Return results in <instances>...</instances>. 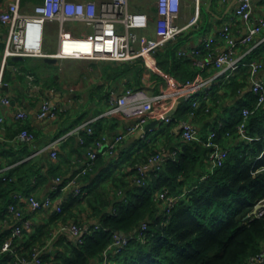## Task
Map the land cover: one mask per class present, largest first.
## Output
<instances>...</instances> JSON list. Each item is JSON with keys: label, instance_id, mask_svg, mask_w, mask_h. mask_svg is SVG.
Wrapping results in <instances>:
<instances>
[{"label": "crops", "instance_id": "1", "mask_svg": "<svg viewBox=\"0 0 264 264\" xmlns=\"http://www.w3.org/2000/svg\"><path fill=\"white\" fill-rule=\"evenodd\" d=\"M10 1L12 0H0V9L6 8ZM40 1L36 0L35 3H32L31 0H21L22 11L27 14L31 13L33 6ZM142 1L129 0L130 9L132 11L147 12L154 18L156 13L155 7L151 11L147 5L144 6ZM30 2L33 5L27 7ZM192 3L193 8L191 6ZM237 3L238 0H201V14L198 26L183 31L177 39L169 43H172V45L180 44L177 54L179 50L188 52V54L180 56H187L193 59L195 66H197L201 73L203 70H207V68L209 69L207 72L212 71V68L216 67L211 62L213 58L208 57L209 51L204 48L203 42L205 38L219 36L222 26L230 19L231 15L228 16L229 12L234 9ZM229 7L230 9L227 12ZM194 12L195 0H182L178 23L180 25L186 24ZM263 14L264 0H253V20L258 19ZM68 27L74 30L76 35L90 31L84 24L78 22H70L68 23ZM58 28V24L55 22L47 24L43 40V47L44 45L46 47L43 50L44 53L53 54L57 51ZM232 32L235 35H241L245 32V23L242 19H238L232 23ZM145 33L153 37L156 36L154 21H151V26ZM6 39L7 26L0 24V41L5 43ZM55 39H57L56 42ZM45 42L46 44H44ZM225 44V41L217 40L212 47V52L218 54L225 48ZM193 49H199L200 52L198 54H191L190 52ZM237 52L245 61L254 54L255 58L262 60L263 67L258 72L257 78L264 79V31L262 34L256 36L252 42L240 45ZM3 55L4 50L0 51V60ZM45 57L33 55L23 56L22 59L10 58L5 70L4 85L2 87L3 93L10 98V103L5 104L0 100V117L2 118L0 120V177L10 173L13 174V172L14 174H21V170L26 167L24 163L30 160L36 163L37 170L32 175L33 187L30 192L15 190L12 192V196L14 197L13 202L19 204L23 211V219L29 222V226H25L23 229V235H27L28 237L34 236L43 230L50 235L47 245L40 248L41 257L43 255L53 257L61 249L59 245L61 239L77 240V237L72 233L70 228L72 223H77L74 220L75 218L67 222L57 219L59 211L56 209L57 205L63 206L64 203H72L71 196L78 195L75 194L77 186L81 189V192L83 190L87 192V187L89 188L95 183H101V186L105 187L107 185L113 190L116 188V184L112 185L115 176L120 179L119 183L121 184L125 182L133 183L137 174L135 169L139 165L135 167V165H130V162L137 156L146 157L152 151L154 153L160 152L163 163L175 157L179 142L184 141L181 138L179 126L181 120H191L202 135L209 134L212 130V124L222 121L221 115L224 116L223 111L230 109L232 105L239 101L240 97L251 90V80H249L246 90L240 92L237 96L230 95L229 93L225 96V92L220 89L219 94L221 97L217 98V95L214 94V87L222 80H227L228 78L222 75L215 79V84L211 88L198 92V95H208L207 100L203 102L206 103V112L210 108L212 109L215 104L218 105L212 114L199 115L200 107L198 109L193 108L188 113L186 109L190 107L191 101L184 97H179L175 99L166 115L159 116L148 122L145 128L151 127L152 130L147 132L141 130L128 136L112 151L105 152L106 145L100 150L97 149L93 140L94 142L87 145V149L89 146H92L99 152L98 158L100 163L97 168L91 171L87 177V173L82 175L75 186L64 187V182L59 185L55 182V178L62 176L64 181L71 179L82 169L84 161L87 158V149L79 142L81 135H87L85 130L86 123L89 122L90 126L94 129V135L91 137L101 139L106 143L124 127L135 122V117L126 116L122 112L110 113L111 97L116 99L127 88H132L130 81L134 82V80L132 74L118 72L117 66L119 65L112 61L104 62V66L99 67L98 73L92 75L90 79L85 80L78 75L82 72H77L75 75L74 71L66 68V66L64 67L62 61L67 62L70 59H73V61L92 60L51 57L57 60L47 61ZM150 59L157 65L156 55L153 58H147L145 62H150ZM59 61H61V71L64 68L73 74L75 78L73 83L66 84L60 72L56 75L53 67ZM145 66L147 67L146 64ZM104 68L107 69V72L104 71ZM150 71L153 70L147 67L145 76L142 77L143 83L138 87L134 83V89L145 90L152 95H157L168 90V87H170L168 80L172 76L160 69L158 75L164 79L163 82L148 81ZM217 72L218 69L212 76ZM29 75L33 76V81H29ZM200 75L205 77L203 74ZM212 76L205 78H211ZM217 87L220 86L218 85ZM101 89L105 92L102 96L100 94ZM215 97L217 100H215ZM181 98L185 100L179 101ZM45 99H49L56 106L58 112L55 117L45 119L38 117L41 103ZM19 111L26 113V118L23 121L17 118ZM167 116H171L172 120L167 122L165 119ZM23 125L36 134L34 142L27 143L20 138L19 134ZM77 130L79 131L76 132ZM87 137L89 138L90 136L87 135ZM53 148L57 151V157H52L51 152ZM20 166L24 168L21 169L19 168ZM154 166V164L151 165L150 170ZM120 192L121 190H118V193ZM30 195L35 196L39 200L51 197L53 204L34 211L27 200ZM75 205L76 203L73 206ZM78 209V207H75V212L80 221L84 223L83 226L98 223L95 220L89 219L87 216L89 212L87 211V214L84 211L89 209L85 206ZM16 223L17 220L11 213L0 211V244L3 237H13ZM5 253L9 252H0V264H15V259L13 258L14 260L10 261L7 258L8 256H4ZM108 255L112 264H115L116 261L113 258L115 254L109 251ZM102 261L93 262L92 264H101Z\"/></svg>", "mask_w": 264, "mask_h": 264}, {"label": "trees", "instance_id": "2", "mask_svg": "<svg viewBox=\"0 0 264 264\" xmlns=\"http://www.w3.org/2000/svg\"><path fill=\"white\" fill-rule=\"evenodd\" d=\"M5 44L0 41V51L5 49ZM179 47L180 44L167 43L158 50L157 67L180 82L193 80L200 74L210 77L217 71L212 68L207 72V68L201 73L193 59L177 54ZM255 57V54L251 55L246 62L258 59ZM115 63L119 65L118 72L133 75L134 82L130 81L133 89L134 83L137 87L143 83L147 68L144 60ZM149 77L148 81L162 83L164 80L153 71ZM248 82L249 70L243 66L227 80L218 83L220 87H214V94L220 98L221 89L225 96L227 93L237 96L246 90ZM256 102L253 91H247L230 109L223 111L222 121L212 124L211 131H216L215 140L229 150L223 165L212 173L208 165L211 149L196 141H181L175 157L164 162L160 170L150 171L145 184L135 183L136 178L133 183L121 184L115 176L112 185L116 184V188L113 190L110 186L95 183L87 187V192L83 190L77 196H71L72 203L63 204L57 219L67 222L75 218L77 224L83 225L75 207L85 206L89 210H83L89 212V219L98 223L89 225L81 241L61 239V249L53 257L43 255L42 264L101 262L114 241V234L120 232L129 237V242L122 253L114 255L115 264H245L250 257L260 253L264 245V215L249 216L256 204L264 199V104L256 108ZM205 104L200 107L199 115L212 114L218 107L215 104L206 112ZM243 107L253 111L246 125V132L253 140L242 139L238 132ZM191 109L190 103L186 110L189 113ZM23 129L28 128L23 125ZM200 135L203 138L208 136L201 132ZM85 138L83 147L86 149L88 144L98 140L87 135ZM154 154L152 151L146 157L137 156L130 165L144 164ZM31 161L24 163L25 168L23 165L19 167L24 168L21 174L13 172L0 177V211L8 212L9 204L14 201L13 191L30 192L32 175L37 170L36 163ZM99 163L98 158L86 177ZM162 190L178 197L170 211L164 209L163 201L156 200L157 193ZM75 203L77 206H73ZM143 222L147 228L140 236ZM136 229L137 233L133 234ZM10 237L2 238L0 249L9 238L18 254L30 258L32 249L47 245L50 235L43 230L34 236ZM4 256L10 261L15 258L10 253Z\"/></svg>", "mask_w": 264, "mask_h": 264}, {"label": "built area", "instance_id": "3", "mask_svg": "<svg viewBox=\"0 0 264 264\" xmlns=\"http://www.w3.org/2000/svg\"><path fill=\"white\" fill-rule=\"evenodd\" d=\"M201 0H195V12L189 21L180 25L181 0H154L155 16L152 18L147 12L132 11L130 9L129 0H41L33 6L32 12L27 14L22 11L21 0H12L6 8L0 9V24L7 26V39L4 49V55L0 60V100L10 103L2 90L4 85V75L8 60L13 56H50L61 59L78 58L90 59L96 61H112L118 63L135 62L136 60L153 58L157 51L167 45L170 41L177 37L185 30L197 27L201 14ZM253 0H238L233 12L219 33L218 37L205 38L203 45L208 49V57L213 58L212 63L218 69V72L211 78H205L198 75L193 80L186 82L176 81L171 77L168 90L152 95L145 90L127 88L118 98L111 97L110 113L122 112L126 116L135 117L134 123L124 127L110 141L106 142L98 139L95 141L97 149L107 146L105 152L112 151L119 143L128 136L138 131L147 132L152 128L146 129L145 126L149 121L164 116L171 109L175 99L184 97L191 101L194 109L203 107L204 100L208 95H198L199 91L211 88L215 84V79L219 76L230 77L238 69L246 66L249 70V80H251V90L257 96L256 108L264 104V79L257 78L258 72L263 67V61L253 59L244 61L238 55V47L243 44L252 42L256 36L264 31V14L258 19L253 20ZM242 19L245 23V32L241 35H235L232 32V23ZM154 21V29L156 36H151L145 31ZM55 22L58 24V47L53 54L43 52V40L45 29L48 23ZM78 22L84 24L90 29L89 32L76 35L74 30L68 27V23ZM217 40L225 41V48L218 54H214L212 47ZM199 49H193L191 54H198ZM179 55L188 54V52L179 50ZM148 68L159 73L160 69L152 62H145ZM29 81H33L32 75L28 76ZM32 87V86H31ZM56 106L49 100L42 101L38 117L45 119L55 117L57 115ZM253 111L248 107H243V119L238 125V132L242 139L253 140L254 138L247 134L246 125L249 115ZM194 115V113H192ZM17 118L22 121L26 118L24 111H19ZM166 121L172 120L171 116H167ZM0 120L2 118L0 117ZM86 134L92 136L94 129L90 123H86ZM181 138L186 142H199L205 147L211 149L209 154L208 165L211 173L218 167L222 166L228 156L229 150L220 146L215 140L216 131H211L206 138L200 135L199 129L191 120H181L179 122ZM77 130L76 132H78ZM20 138L32 143L35 141V133L28 129L21 130ZM79 142L86 144L85 136L81 135ZM97 149L89 146L87 149V158L84 161L82 169L71 179L64 181L62 176L55 178V182L64 187L75 186L79 178L90 171L99 156ZM52 157H57V151L52 149ZM155 165L152 170H160L162 168L163 159L160 152L150 156L146 163L140 164L137 168L136 183L145 184L149 176L151 165ZM58 187V186H57ZM81 189L77 186L75 194H80ZM32 209L39 210L49 207L53 204L51 197L39 200L33 195L27 198ZM156 200L164 202V209L170 211L178 200L177 196L170 195L167 190H162L156 195ZM261 205L256 213L250 214L251 218L261 217L264 215V199L256 205ZM256 207V206H255ZM254 207V208H255ZM56 209L60 212L61 205H57ZM8 212L17 220L14 227L13 237H22L24 227L29 226V222L23 219V211L19 204L13 202L8 206ZM96 228L99 226L96 225ZM72 233L77 237L78 241L82 240V236L89 230V226L72 223ZM147 228L146 222H143L139 230L140 236L143 235ZM12 239L6 241L0 252H9L14 256L15 264L31 263L42 264L41 249L34 247L30 258L17 253L16 248L12 246ZM129 242V237L114 234V241L109 249L105 252L104 259L101 264H112L108 255L109 251L113 254L122 253ZM264 263V245L260 253L250 257L245 264Z\"/></svg>", "mask_w": 264, "mask_h": 264}, {"label": "rangeland", "instance_id": "4", "mask_svg": "<svg viewBox=\"0 0 264 264\" xmlns=\"http://www.w3.org/2000/svg\"><path fill=\"white\" fill-rule=\"evenodd\" d=\"M32 3H35L36 0H31ZM30 2V4L27 5V7H31L33 4ZM137 2V1H136ZM144 3V6L147 5L151 11L154 10V0H143L142 1ZM194 3V2H193ZM193 3L191 4L192 8H193ZM181 5H182V0H181ZM233 12V9L229 12L230 16ZM57 34V31H56ZM57 39H55L56 42ZM47 41V40H46ZM46 44V42L44 43ZM46 49L45 45L43 47V50ZM104 62H109V61H82V60H75L73 61V59H70L67 62H63L64 67L66 66V68H69L70 70L74 71L75 75L77 74V72H82L80 74H78L79 76H81L83 79L88 80L90 79V77L96 73L99 72L98 69H100L99 67H101L102 65L104 66ZM61 68V61H59L58 63H56L53 67L56 75H58V72H60L61 76L63 77V79L65 80L66 84H70L73 83V81H75V78L73 76V74L69 71H66L64 68L62 69V71L60 70ZM104 71L107 72V69L104 68ZM77 79V78H76ZM104 80V79H103ZM77 85V83H75ZM104 91L101 89V96L104 95Z\"/></svg>", "mask_w": 264, "mask_h": 264}, {"label": "water", "instance_id": "5", "mask_svg": "<svg viewBox=\"0 0 264 264\" xmlns=\"http://www.w3.org/2000/svg\"><path fill=\"white\" fill-rule=\"evenodd\" d=\"M234 1H235V0H234ZM230 7H231V6H230ZM230 7L227 9V12H228V10L230 9ZM13 58H14V59H22L23 56H21V55H17V56H13ZM45 59H46L47 61H56V60H57L56 58H51V57H49V56H46ZM184 100H185L184 98L179 99V101H184ZM259 207H261L260 204H259V205H256V207H255L254 210H253V213H256ZM135 233H137V229L134 231L133 234H135ZM120 234H121V235H124V236H127L124 232H120ZM130 236H131V235H130Z\"/></svg>", "mask_w": 264, "mask_h": 264}]
</instances>
